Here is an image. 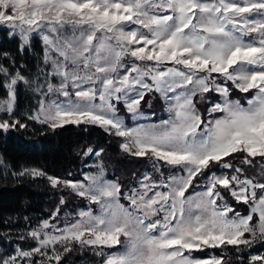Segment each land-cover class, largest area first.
Segmentation results:
<instances>
[{
  "label": "snow or ice",
  "instance_id": "snow-or-ice-1",
  "mask_svg": "<svg viewBox=\"0 0 264 264\" xmlns=\"http://www.w3.org/2000/svg\"><path fill=\"white\" fill-rule=\"evenodd\" d=\"M0 26L19 36L21 50L39 34L49 75L60 77L43 97L59 93L66 100L42 98L28 119L53 130L98 125L122 138L123 152L147 158L160 173L159 180L145 173L138 187L125 189L119 178H106L102 162L83 181L24 169L18 175L47 176L52 187L70 189L88 207L62 228L50 222L57 208L28 231L35 247L17 248L0 264H61L77 246L100 264H227L223 253L200 258L193 252L264 246V0H0ZM0 75L7 92L0 113L10 117L0 120V130L26 128L11 117L17 85L33 82L3 64ZM233 88L249 95L232 99ZM151 92L169 101V119L127 126L116 103L138 119ZM211 93L221 99L202 113L197 103ZM102 152L89 146L83 154ZM257 158L259 172L245 175L243 166ZM201 179L203 190L189 193ZM223 192L247 205V214ZM248 264H264V254L250 255Z\"/></svg>",
  "mask_w": 264,
  "mask_h": 264
},
{
  "label": "trees",
  "instance_id": "trees-1",
  "mask_svg": "<svg viewBox=\"0 0 264 264\" xmlns=\"http://www.w3.org/2000/svg\"><path fill=\"white\" fill-rule=\"evenodd\" d=\"M18 35L10 34L5 26H0V54L8 53L7 57L0 55V64L9 68L13 73L19 70L29 81L31 87L23 82L17 85V105L11 119H19L27 125L26 128L10 129L7 132L0 130V257L10 256L17 248L30 249L36 242L27 237L28 231L50 220L53 212L59 208L63 211L66 206L72 212L88 206L87 201L76 196L70 189L54 188L47 176L62 179L81 180L85 172L95 173L96 165L103 163L105 176L109 179L119 178L124 188L137 185L145 173L154 179H160V173L154 172L152 164L144 157H134L120 148L122 138L106 133L98 125L68 124L55 130L42 125L35 120L28 119L38 110L47 84L51 83L50 65L44 62V44L40 36L31 37L30 45L23 50L20 48ZM4 77L0 75V84ZM37 84L42 85L36 91ZM7 92L0 86V99L6 98ZM210 104L219 102L220 96L216 93L208 95ZM141 112L150 121L166 120L170 113L167 101L159 93H148L141 102ZM10 119L5 113H0V120ZM96 150L103 149L100 157L85 156L86 147ZM240 166V161H233ZM259 158L251 166H243L244 174L256 175L260 170ZM38 169L47 176H32L30 173L18 175L24 169ZM165 176L169 169L163 167ZM214 171L219 174L232 173L231 169ZM71 174V175H69ZM201 187L189 189V192L203 189ZM229 204L233 205L242 214H247L248 207L238 204L227 192H223ZM61 197L65 205L60 203ZM52 221V220H50ZM26 238L21 240L20 236ZM242 251L235 248L205 249L202 252H193L194 256L207 258L211 255L224 254L227 264H248L250 255L264 254V246L260 243L252 248L241 246ZM240 257L239 259L237 257ZM101 258L95 256L89 249H80L68 253L61 264H100Z\"/></svg>",
  "mask_w": 264,
  "mask_h": 264
},
{
  "label": "rangeland",
  "instance_id": "rangeland-1",
  "mask_svg": "<svg viewBox=\"0 0 264 264\" xmlns=\"http://www.w3.org/2000/svg\"><path fill=\"white\" fill-rule=\"evenodd\" d=\"M33 36H40V35L37 34V33H33L32 37ZM49 65H50V68H51L50 69V73H51L52 72V66H51L50 63H49ZM168 66H171V65H168ZM121 71H123V69ZM50 82H51V84H53L55 86H58L59 83H60V77L51 75ZM229 86L231 87L230 82H229ZM46 91H47V89H46ZM70 91H71V89H70ZM169 95H172V94H169ZM248 95L249 94L240 93L238 90L233 88L232 89L231 98L232 99H240V98L246 97ZM6 98H3V99H6ZM42 98H44L46 102L51 100V99H57L59 101H65L66 100V98L61 96V95H59V93H51L47 97H42ZM209 100H210V98L208 97V99L206 101L197 103V107L202 113H206V109L211 106ZM244 102L245 101L242 100V103H244ZM167 104H169V101H167ZM16 105H17V98H16L14 110L16 108ZM245 106H247L246 103H245ZM116 107L118 108V115L125 121L126 125L129 126V127H136L138 124H159L161 122V121H159V122L150 121L149 119H147V117L142 112H141L142 115L138 119H133V113H129L127 111L123 101H120V102L116 103ZM36 112H37V110H36ZM36 112L34 114H36ZM169 117H170V115H169ZM169 117L167 119H169ZM226 159H231V158L229 157V158H226ZM85 173H92V172H85ZM83 177H84V175H83ZM83 180H84V178L81 179L80 181H83ZM133 187H138V184L134 185ZM202 190H196V191H202ZM189 193H191V192H189ZM187 194L188 193H186V195ZM87 204H88V202H87ZM92 207L95 210L96 206L93 205ZM80 209H84V208H80ZM80 209H78L76 212H72L66 206H64L63 211L59 212V214L56 216L55 220H52L50 222L55 224L57 227L62 228L65 225L66 222L70 223V222H73L75 219L78 218L77 213L79 212Z\"/></svg>",
  "mask_w": 264,
  "mask_h": 264
}]
</instances>
